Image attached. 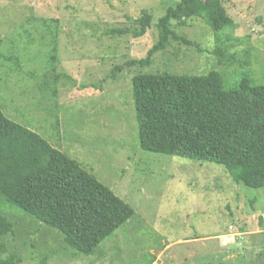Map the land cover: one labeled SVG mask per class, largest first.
Instances as JSON below:
<instances>
[{
	"label": "rangeland",
	"instance_id": "1",
	"mask_svg": "<svg viewBox=\"0 0 264 264\" xmlns=\"http://www.w3.org/2000/svg\"><path fill=\"white\" fill-rule=\"evenodd\" d=\"M178 1L0 0L1 112L134 212L83 256L58 232L6 211L13 235L4 242L21 264H264V187L236 184L218 165L139 147L138 74L216 71L224 89L244 77L264 85V0H223L231 25L217 37L201 18L174 22L169 45L148 66H126L147 57L158 29L154 21L138 39L113 31L134 28L143 11L156 20Z\"/></svg>",
	"mask_w": 264,
	"mask_h": 264
},
{
	"label": "trees",
	"instance_id": "2",
	"mask_svg": "<svg viewBox=\"0 0 264 264\" xmlns=\"http://www.w3.org/2000/svg\"><path fill=\"white\" fill-rule=\"evenodd\" d=\"M173 4L156 20L143 11L134 28L113 31L138 39L152 22L158 29V43L147 57L126 66H148L152 56L169 45L174 22L184 25L201 18L216 37L231 25L223 0ZM223 82L216 71L202 76L136 75L132 102L139 147L144 152L218 165L234 183L263 188L264 85L253 86L244 77L224 89ZM6 211L19 212L58 232L69 249L83 256L93 255L134 215L129 205L77 162L0 110V264H21L4 242L13 235Z\"/></svg>",
	"mask_w": 264,
	"mask_h": 264
},
{
	"label": "built area",
	"instance_id": "3",
	"mask_svg": "<svg viewBox=\"0 0 264 264\" xmlns=\"http://www.w3.org/2000/svg\"><path fill=\"white\" fill-rule=\"evenodd\" d=\"M224 246L226 245V244H223Z\"/></svg>",
	"mask_w": 264,
	"mask_h": 264
}]
</instances>
